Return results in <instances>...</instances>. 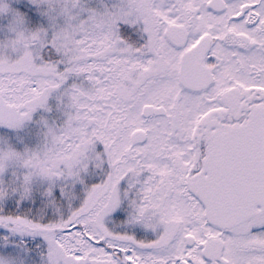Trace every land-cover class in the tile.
Instances as JSON below:
<instances>
[{"label":"snow or ice","instance_id":"obj_1","mask_svg":"<svg viewBox=\"0 0 264 264\" xmlns=\"http://www.w3.org/2000/svg\"><path fill=\"white\" fill-rule=\"evenodd\" d=\"M0 264H264V0H0Z\"/></svg>","mask_w":264,"mask_h":264}]
</instances>
